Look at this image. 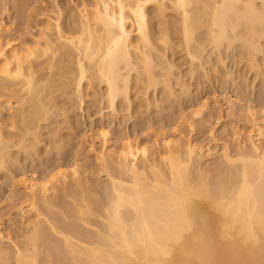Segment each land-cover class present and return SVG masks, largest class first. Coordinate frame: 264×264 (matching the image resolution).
<instances>
[{
	"label": "bare ground",
	"instance_id": "1",
	"mask_svg": "<svg viewBox=\"0 0 264 264\" xmlns=\"http://www.w3.org/2000/svg\"><path fill=\"white\" fill-rule=\"evenodd\" d=\"M84 3L76 28L66 29L57 16L33 47L0 39V90H9L19 105L8 119L0 112V169L10 161L13 139L38 140L36 123L55 113L49 91L60 88L73 100L86 90L85 81L103 84L114 111L118 99L129 100L134 72L145 89H170L162 50L174 36L192 62L208 45L219 50L240 41L250 52L262 49L264 0H95L93 9ZM150 4L158 13L179 15L164 20L158 39ZM58 108L66 116V107ZM6 120L26 125V132L23 126L9 135ZM253 121L256 128L237 134L235 148L226 144L222 151L167 132L157 140L161 152L131 141L109 152L110 133L100 129L104 144L95 158L108 177L101 197L88 193L78 167L26 183V212L35 218L20 244H6L0 235V264H264V115ZM25 139L19 144L30 153ZM61 193L65 204L56 213Z\"/></svg>",
	"mask_w": 264,
	"mask_h": 264
},
{
	"label": "rangeland",
	"instance_id": "2",
	"mask_svg": "<svg viewBox=\"0 0 264 264\" xmlns=\"http://www.w3.org/2000/svg\"><path fill=\"white\" fill-rule=\"evenodd\" d=\"M94 1L0 0V39L4 43L9 41L19 46L34 45L41 30L47 29L46 25L49 27L47 22H55L57 16H63L61 19L66 29H74L78 25L82 4L92 3L89 6L94 8ZM149 8L153 32L157 39L161 38L166 27L164 22L168 19L175 21L179 15L171 9H166V14L158 13L155 4H150ZM174 38L172 44L162 48L166 58L164 61L168 64L165 71L168 68L171 70L170 74L165 71L163 73L169 75L172 91L164 88L163 84L155 89H145V84L138 80L140 74L134 72L129 100L118 99L114 111L104 97L105 85L98 82V85H90L85 81L84 94L81 92L80 96L72 95L73 100L67 99L60 88L49 91L48 97L55 98L58 106L49 119L36 123L39 124L35 125L38 133L34 132L37 133L36 138L39 136V141L31 137L33 135L26 137V125L14 127L16 121L13 124L11 120L5 121L8 125L10 123L9 126L6 124V130L11 131L9 135L15 132L19 135L24 126V131L20 132L31 145V152L27 153L29 149L23 150L19 144L22 142L23 138L19 140L22 135L11 138L15 142L8 149L10 161L7 167L0 169V235L5 237L6 244H11L12 241L22 243L27 234V224L35 218L34 212H26V183L30 181L47 180L56 176L59 170L78 167L81 176L89 181L88 193L95 198L101 197L102 187L108 182V177L101 172L95 158L104 144L99 135L100 129H106L110 133L105 144L109 152L120 151L130 141L140 146L148 145L153 151L161 152L162 143L157 144V140L167 132L168 135L170 133L171 136L184 140L191 136L194 143L205 149L212 147L222 151L226 144L235 148L239 138L237 134H249L256 128L253 120L257 115H264V40L260 41L262 49L257 53L250 52L247 45L240 41L229 47L223 45L219 50L208 45L204 57L192 62L181 40L178 36ZM165 67L157 70L161 73ZM159 78L162 79L161 76ZM10 93L9 90H0V112L7 117L5 119L19 107L17 99L10 97ZM81 95H85L83 101ZM60 106L66 107V116L59 112ZM33 141L39 143L35 142L34 145ZM55 142L62 145L60 150ZM57 199L60 205L54 207V211L61 213L63 210L59 207L65 204L64 194L58 195ZM67 199L69 202L75 201L70 197Z\"/></svg>",
	"mask_w": 264,
	"mask_h": 264
}]
</instances>
